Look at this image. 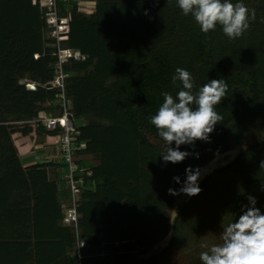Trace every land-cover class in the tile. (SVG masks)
Returning a JSON list of instances; mask_svg holds the SVG:
<instances>
[{"label": "trees", "instance_id": "1", "mask_svg": "<svg viewBox=\"0 0 264 264\" xmlns=\"http://www.w3.org/2000/svg\"><path fill=\"white\" fill-rule=\"evenodd\" d=\"M116 1L106 0L112 5H115ZM104 2L105 0L95 2L97 17H83L87 15L80 12L79 6L73 0H61L58 3L61 12L70 13L71 21L67 41L71 45L82 44L85 53H88V47L91 48L94 54L102 59L100 60L104 65L102 74L107 72L118 74L120 82L117 88L125 87L123 95L118 89L113 90L114 95L120 96L116 101L112 99L114 96L109 97L111 93L103 94L104 90L103 92L94 91V87L86 84L92 78L87 74L81 76L84 66L80 61H74L73 55L70 61L64 64V71L75 82L73 86L77 97L76 105L73 106L76 115L75 124L77 128L84 127L86 117L94 111H96L94 114H99L97 116L111 113V119L115 121V124L125 126L126 132L138 138L143 148L154 147L162 150L164 142L158 136L149 118L162 105V93L169 92L175 96L179 88L172 84V80L164 71L152 64L150 54L141 44L139 36L129 40L131 43L129 47L134 49L135 54L128 56H124L123 49L117 43V38L107 41L106 46H90L91 43H95L93 36L96 29L119 27L110 25L111 22L108 20L113 17L114 11ZM44 13L45 7L41 6V0H0V132L4 133V136L11 134L8 131L10 127L4 125L6 117L16 115L19 119H23L31 115L37 118L38 109L34 105L33 97L26 94V84L21 83V80L30 77L34 81L38 80L40 83L49 85L50 81L56 77L52 62L54 61L53 53L59 49L51 46L54 36H50V33L55 30L45 33L49 26ZM181 17L182 15H178V18ZM213 32L203 33L204 37L212 38ZM121 62L126 64L128 70L123 71ZM210 74L208 78L203 76L204 84L212 79H223L228 89H234L226 70L216 65ZM250 81L255 87L257 97H260L257 79H249ZM88 88H90L88 91L83 92ZM129 89H133L140 95V99L137 97V101L142 104L139 110L134 108L132 101L129 102L126 91ZM107 102L108 107L104 106ZM222 104L223 101L220 108ZM100 106L102 107L99 111ZM256 110L258 124H264V107L259 106ZM115 115L117 120H115ZM37 128L39 134L51 137L62 134L56 130L48 131L46 126L40 123H37ZM119 131L123 130L112 127L102 132L99 137L98 132L94 130V140L90 151L101 160V163L93 167L90 177L83 176L86 179L85 182L79 183L80 192L82 190L84 194L78 200L77 210L81 213L79 221L87 225L86 233L89 235L87 240L91 243H89L90 248H86L84 252L87 256L84 260H87L86 263L91 260L96 263L101 261L100 258L89 259V256L102 254L103 242L118 243V245L117 243L113 245L111 252H121L122 249H126L125 251L138 249L146 252L151 246L155 247L159 243V238L153 239V236H155L158 225L151 224L150 226L148 220L152 215L156 216L155 213L159 212L160 206L173 198L165 192L160 193L154 187L157 184L164 185L168 191L170 188L174 189L173 184L155 182L148 172H151V167L140 168L142 157L133 156L136 155L135 153L127 156L123 151V146L118 147L112 142L113 139L118 138ZM226 136V130L212 133L210 140L206 143L218 147L225 142ZM76 137L78 135L72 136V138ZM200 142L203 141H197L195 144ZM12 148L10 137H5V141H0V264H78V256L74 254L77 246L76 234L74 231L71 233L70 227L59 222L61 219L59 212L73 208V201L72 206L62 208L63 205L60 202L62 192L71 191L62 190V185L59 186L54 181L47 180L48 169L59 165L61 168H66V174H69L67 169L70 164L67 157L56 149L55 145L45 144L34 151L40 159L38 163L24 168L16 158L14 160L16 165L11 167V159L4 154V151L9 149L13 153L17 152V148ZM189 149L191 153L197 151V147L191 148L190 145ZM115 151H120V153L112 154ZM255 151L251 147L247 152H243L235 163L214 171L203 181L200 194L194 196L175 218V221H172L170 244L162 249L163 251L152 255L151 264H161L162 257L167 254L172 255L171 250L183 249L184 242L195 241L197 236L211 231L212 219L218 216L217 214L223 215L224 210L232 214L234 220L238 219L243 206L247 205L243 204L244 197L249 204L248 196H254L257 200L256 207H264V181L254 188L255 179L251 175L245 177L242 186L233 185V181L229 180L222 187L220 179L222 173L231 170L238 161H246L251 152ZM189 158L192 162L185 159L186 165L182 167L183 171L179 174L181 179H184L187 167L192 166L196 159L194 156ZM123 159L126 161L125 165L119 162ZM82 171V169L79 173L78 170L75 171V179L82 177L84 174ZM64 182L61 180V184ZM228 185L230 188H227ZM130 186H132L131 189ZM126 194L129 196L124 202L123 198ZM87 196L94 197L95 200L104 198L108 204L107 207H110V213L115 216L114 219L101 224V216L106 209L99 208L96 212L88 211L82 203ZM65 199L68 198L65 197ZM128 200H133L135 203L130 207ZM189 207H195V210L190 211ZM215 210L217 213H214ZM203 215L212 216V219H208L206 224H200V218H205ZM89 216H95L94 223L88 222ZM95 228H97L96 231ZM99 229L104 232V241L99 237ZM187 229L190 230L185 232ZM168 230L171 231L167 228L166 231ZM147 245L149 249H146ZM199 250L204 249L197 248L188 264H202L199 259Z\"/></svg>", "mask_w": 264, "mask_h": 264}, {"label": "rangeland", "instance_id": "2", "mask_svg": "<svg viewBox=\"0 0 264 264\" xmlns=\"http://www.w3.org/2000/svg\"><path fill=\"white\" fill-rule=\"evenodd\" d=\"M57 1L59 0H41V6L45 7L44 17L47 23L52 22L55 18L50 15L49 12L56 8ZM73 1L79 6L80 12L87 15H83V17H97L98 11L95 7L96 0ZM233 2H236V0H233ZM243 2L249 9L255 10V20L251 22L249 30L246 31L241 38L235 41H229L220 26H217L216 30L213 32L212 38L206 39L194 18L182 14L176 0H171L170 3H167V0H159L158 4L154 3V0H117L115 5L108 4L105 0L104 3L114 11L113 17L108 20L111 22L110 25H118L119 27L96 29L94 31L95 35L93 36L95 43H91L90 46L94 47L97 45L99 47L107 44V41L117 38V43L123 49L124 56H128L135 54V52L133 53L134 49H130L129 47V44H131L129 40L135 36H139L141 44L150 54L152 64L157 69L164 71L171 80L172 76L175 74L176 68L179 67L188 70L194 78V91L204 85L203 76L208 78L214 66L217 65L226 70L231 78L234 89L230 88L227 90V97L223 100L222 108H220V104L216 106L215 110L223 117V120L216 125L213 132L217 133L226 130L227 136L225 142L218 147L212 146L210 143L207 145L205 141L190 145L191 148L197 147V151L192 153L189 149V145H182L180 150L187 151L191 153L189 157L194 156L196 158L193 161L194 164L189 166L195 170L207 165L219 154L228 152L234 148H239L241 152L236 159L230 163L233 164L239 159L243 152H247L252 147L256 151L251 152L246 161H238L231 170H226L222 173L220 179L222 180V187L229 180L233 181V185L242 186V181H244L245 177L252 175L255 179L253 185L255 188L256 186L258 187L260 182L264 181V167L261 168V162L264 161V124H258L256 120V109H258L259 106L264 107V0H243ZM79 8L77 7L78 11ZM58 10H60L59 6ZM71 12L74 15V12ZM146 12L147 15L145 14ZM178 15H182V17L178 18ZM61 17L66 23V26H63L61 30L57 32L56 26L52 27V25L48 23L49 29L45 31V33H48L55 30L54 34L50 33V36L55 35L51 46L56 49L62 48L61 55L65 58L67 56L69 57L72 53L74 55V61L78 60L83 64L84 69L81 76L87 74L92 78L91 81L86 80V84L94 87V91L103 92L104 90L103 94L111 93L109 97L114 96L112 98L113 101L118 100L120 96L114 95L113 90L118 89L123 95L125 88L123 86L117 88L120 82L119 75L113 72L102 74V72H104V65L100 62L102 59L95 55L91 48L88 47V53H85L82 44L75 43L71 45L69 41H67L69 39L68 32L71 21L70 13L65 12V14H61ZM103 18H105L104 15ZM70 49H73L72 52H70ZM52 65H54V74L60 81V91L65 98L64 102L59 106L56 99L59 88L54 78L50 81L49 85L48 83H40L38 80L34 81L30 79V77L26 78V80H21V83L26 84V94L33 97L34 105L38 109V114L36 116L37 118L31 117V115L23 117V119H19L16 115L6 117L7 120L4 125L10 127L8 131L11 134H6L4 136V133L0 132V141H5V137H12L11 149H13L12 147L18 149L15 153L9 149H5L4 151V154L11 159V167L16 165L14 161L16 158L19 159L24 168L36 162L38 163L40 159L35 155L34 151L42 145L45 146L46 144L50 146L53 144L57 147L56 149L65 154V157H67L69 161L70 165L69 168L67 167V173H70L72 168L78 169V173L79 170L82 169V173L85 175L83 174L81 178H78V181L85 182L86 179H84L83 176H85V178L90 177L93 172V167L100 165L98 162H95L97 156L90 151V146L94 140V130H96L99 137H101L102 132L106 129L118 127L123 131H119L118 138L112 141L116 146H123V151L127 156L130 153H135L136 155L133 156L142 157L140 168L151 167V172L148 171V169L147 171L151 174V178H153L155 182L159 183V181H162L164 183L173 184L176 190L181 188L182 182L186 180V176L184 179H181V183H176L173 177H179L180 172L183 171L182 167L186 165V160L182 163L173 164L169 162L165 164L163 158L159 157L163 149L157 150L154 147H151V149L143 148L138 138L126 132L125 126H121L117 123V125L115 124V121L111 119V113H106L107 115L105 116H97L99 114H94L96 112L94 111L86 117L87 119H85L84 127L75 128L73 126V124L76 125V115L73 109L77 99L73 90L75 82L70 75L65 73L64 66H62L59 60H55L54 58ZM120 65L123 71L126 69L128 70L124 62H121ZM254 78L257 79L260 97H257L255 87L252 86L251 81L249 82V79L252 80ZM89 89L90 88L85 89L83 92ZM126 91L129 102L132 101L134 108L139 110L142 104L137 101V97L140 99V95L133 91V89ZM177 91H179V89ZM108 105V102L104 104V106L107 107ZM101 107L102 106L99 107V111ZM253 110L254 114H252ZM62 114H68L70 119L67 127H64V131L60 136L50 138L48 135L38 133L37 122H39V120L62 116ZM115 120H117L116 115ZM75 135H78V137L71 138ZM71 140H74V142L72 141L73 143L70 145ZM77 142L80 143L78 144ZM61 143L64 145H61ZM173 147H175V144H173ZM119 153L120 151H115L112 154ZM189 157L187 161L192 162ZM119 162L125 165L126 161L123 159ZM228 165L219 169L226 168ZM72 177L71 174L67 175L66 168H61L60 165L48 169L47 172V180L54 181L59 186L62 185V190L68 188L66 180L68 181L70 178L71 180L75 179V176L74 179ZM61 180H64L65 184H61ZM131 187L132 186H130V189ZM154 187L155 190L160 193L165 192V194L167 193V195L173 196L169 202L159 207L160 210L158 213H155L156 216L152 215L148 220L150 226L151 224L158 225L153 239L158 237L160 242L165 237L171 236L173 227L172 210H174L175 202L182 194L170 195L169 191H166L164 185L157 184ZM227 188H230L229 185ZM258 192L259 190L255 196ZM77 195L78 193H76V199H81L84 194L81 190L80 195ZM128 196L129 195L126 194L123 198L124 202L127 201ZM65 197L68 199L66 200ZM192 199L193 197L191 200ZM191 200L186 205H188ZM72 201L71 192H62V198L60 199L61 205H63L62 208L72 206ZM82 203L86 206V209L91 212H96L99 208L106 209L101 216V224L111 221L115 217L110 213V207H107L108 204L104 198L95 200L94 197L87 196L83 199ZM128 203L131 207L135 202L133 200H128ZM243 204H248L245 197ZM259 209L264 213V207ZM189 210L193 211L195 207H189ZM63 211L67 212L68 209ZM63 211L59 212V218L62 219H59V222L62 225L70 227L71 233L74 231L76 234L75 240H77L76 242L78 245L74 254L77 253L79 246H81L79 249H82V245H85L83 248V252H85V249L90 248L91 244L87 240L89 236L86 233L88 231L87 225L80 220L78 224L72 228V223L68 222L69 220L65 219L64 222L65 213ZM225 211L226 210L223 211V215L217 214L218 216L214 219H212V216L203 215L205 218H200V224H206V221L211 218L213 220V223L210 225L211 231L204 232L201 236H197L196 239L194 238L195 241L184 242L183 249L171 250L172 255L170 256L167 254L162 257L161 264H188L191 256L195 254V250L201 248L203 243H218L219 234L223 230L222 222L226 225L234 220V216ZM214 213H217V211L215 210ZM78 217L80 218L81 215ZM94 218L95 216H89L88 222L94 223ZM162 220L163 222H161ZM97 228H95V231ZM167 228L171 229V231L168 230L169 233L166 231ZM189 230L190 229H187L185 232ZM98 232L100 239L104 241L103 230L99 229ZM132 241L133 240H131V242ZM115 243L103 242L102 254L89 256V259L100 258L101 261L99 263L94 262V260L86 263V260L78 264H151V257L155 254L152 252L154 246H151L149 249L147 245L146 249L149 250L146 252L139 251L138 249L128 251L122 249L121 252H111V248ZM116 245H118V243ZM75 246L76 243L74 247Z\"/></svg>", "mask_w": 264, "mask_h": 264}, {"label": "clouds", "instance_id": "3", "mask_svg": "<svg viewBox=\"0 0 264 264\" xmlns=\"http://www.w3.org/2000/svg\"><path fill=\"white\" fill-rule=\"evenodd\" d=\"M59 1L56 2V8L49 12L55 17L54 20L48 22L52 27L56 26L57 32L66 26L61 17L64 13L58 10ZM170 2L171 0H167V3ZM154 3L158 4L159 0H154ZM176 3L184 16L194 18L202 33L208 34L220 26L229 41L241 38L249 30L256 15L255 10L249 9L243 0H236V2L233 0H176ZM145 14L147 15V12ZM61 52L62 48L56 50L53 57L64 66L73 54L65 58ZM172 84L179 88L177 94L173 96L169 92H163L162 105L149 118L158 136L164 142L159 157L163 158L165 164L182 163L191 155L187 151L180 150L182 145H195L197 141L210 140L216 125L223 120V117L215 110L216 106L227 97L228 90L225 80L212 79L194 91L192 74L179 67L172 76ZM55 118H62V121L65 119L68 123L70 119L68 114ZM62 121L58 123L63 124L64 121ZM67 124L63 125V128L67 127ZM73 126L77 128L74 124ZM262 167H264V161L261 162ZM200 178L201 173L198 168L195 170L191 167L187 168L186 180L182 182L181 188L179 190L170 188L169 194H184L189 197L199 195L202 191L199 186ZM173 180L181 183V178L178 176L173 177ZM248 200L249 204L243 206L242 214L238 219L226 225L222 222L223 230L219 234L218 243L201 245L204 249L199 253L202 264H264V213L256 207L257 200L254 196L249 195ZM172 211L174 215H178L175 210Z\"/></svg>", "mask_w": 264, "mask_h": 264}, {"label": "water", "instance_id": "4", "mask_svg": "<svg viewBox=\"0 0 264 264\" xmlns=\"http://www.w3.org/2000/svg\"><path fill=\"white\" fill-rule=\"evenodd\" d=\"M241 150L239 148H234L232 150H229L228 152H224L213 158L207 165L200 168L201 178L199 180V186L202 185L203 181L214 171L218 170L219 168H222L231 162H233L236 157L239 155ZM192 197H189L187 195L182 194L179 199L175 202L174 210L178 213L182 210V208L191 200ZM178 215H172V221H175V218ZM171 236H167L164 239H162L153 249V253H157L167 247L171 242Z\"/></svg>", "mask_w": 264, "mask_h": 264}, {"label": "built area", "instance_id": "5", "mask_svg": "<svg viewBox=\"0 0 264 264\" xmlns=\"http://www.w3.org/2000/svg\"><path fill=\"white\" fill-rule=\"evenodd\" d=\"M60 63H62V62H60ZM62 66H63V63H62ZM62 74H64V73H62ZM62 77H64V76H62ZM55 81H56L57 86L59 88V92H58V95H57L56 99L59 101V106H61L62 103L64 102L65 98L62 95V92L60 91V81L57 79V77H55ZM58 121H62V118H55V117L54 118H49V119L45 118L43 120H39V122H37V123L38 124L39 123L40 124H44L47 127L48 130H55L56 127H57L56 126V122H58ZM71 144L72 143H70V145ZM61 145H64V144L61 143ZM77 170L78 169L72 168L70 173H69V174H71L73 176L72 177L73 179H74L75 171H77ZM79 183H83V182L82 181L81 182L78 181V179L71 180V178L68 181H66V185H68L67 189H69L72 192L73 208L69 209L67 212H64V213H65V217L66 216L68 217L66 220L71 219V223H72L71 227L72 228L75 227L78 224L79 219L81 218V217L80 218L78 217V216L81 215V213H79L78 210H77L78 209V200L79 199L78 198L76 199V193H78L77 196L80 195ZM64 222H65V218H64ZM84 246L85 245H82V249L81 250L79 249V247H81V246L78 247V251L76 253L77 256H78V263L84 262V259L86 258V256L84 255V252H83L84 251V249H83ZM76 248H77V246H76Z\"/></svg>", "mask_w": 264, "mask_h": 264}, {"label": "bare ground", "instance_id": "6", "mask_svg": "<svg viewBox=\"0 0 264 264\" xmlns=\"http://www.w3.org/2000/svg\"><path fill=\"white\" fill-rule=\"evenodd\" d=\"M72 50H73V49H72ZM63 121H64L63 124H59L58 122H56L57 127H56L55 130H56L57 132H62V133H63V131H64L63 125H65V124L68 123V122L65 121V119H63ZM49 137L52 138L51 136H49ZM10 138H12V137H10ZM15 138H17V137H15ZM72 141L74 142V140H71L70 142L73 143ZM17 146H18V145H17ZM18 147H19V146H18ZM95 162H98V163L100 164V163H101V160H100V159H96ZM95 162H94V163H95ZM67 218H68V217L66 216L65 219H67ZM68 222L71 223V219H69ZM71 225H72V224H71Z\"/></svg>", "mask_w": 264, "mask_h": 264}]
</instances>
